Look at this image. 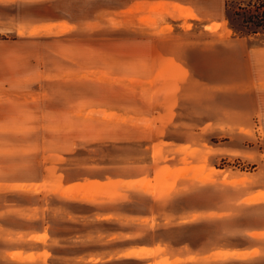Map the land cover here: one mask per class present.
<instances>
[{"label":"rangeland","instance_id":"rangeland-1","mask_svg":"<svg viewBox=\"0 0 264 264\" xmlns=\"http://www.w3.org/2000/svg\"><path fill=\"white\" fill-rule=\"evenodd\" d=\"M224 12L0 2V264H264V38Z\"/></svg>","mask_w":264,"mask_h":264},{"label":"trees","instance_id":"trees-1","mask_svg":"<svg viewBox=\"0 0 264 264\" xmlns=\"http://www.w3.org/2000/svg\"><path fill=\"white\" fill-rule=\"evenodd\" d=\"M224 11L233 36L264 38V0H224Z\"/></svg>","mask_w":264,"mask_h":264},{"label":"crops","instance_id":"crops-1","mask_svg":"<svg viewBox=\"0 0 264 264\" xmlns=\"http://www.w3.org/2000/svg\"><path fill=\"white\" fill-rule=\"evenodd\" d=\"M10 3H14V2H21V1H28V0H8ZM0 2L3 3V0H0ZM41 2H49V0H41ZM178 7V6H177ZM179 10H184V11H188L190 12L192 15L193 13L191 12L190 8L185 7V6H179L178 7ZM191 15V16H192ZM66 23L68 25H76V22L69 20L67 17H65L64 15H55L53 17H49V18H42L39 21H32L30 22L28 25H47V24H63ZM25 24V23H24ZM211 24H217L216 22H213ZM26 25V24H25ZM234 37L236 36H231V39H235ZM244 37H238V39H243ZM245 39V38H244ZM228 47V46H226ZM225 51H231L228 50V48H225ZM244 55L245 52L243 51ZM250 54H252V63L253 65H255L254 68H264V47L259 46V47H255V49H252L250 51ZM251 59V58H250ZM247 64H249L247 62ZM262 66V67H261ZM260 73H257L256 70L252 71V74H255V80L252 81L251 86L246 85L245 82L243 83H239V82H234V85L232 89H235L237 92H247L250 91L251 92V99H252V103L256 106H260V104H262V106H264V82L257 84L256 79L259 78L258 75L262 73L261 78H264V72L262 71ZM230 87V86H227ZM243 95V94H242ZM260 103V104H258ZM263 113H264V109H263Z\"/></svg>","mask_w":264,"mask_h":264}]
</instances>
